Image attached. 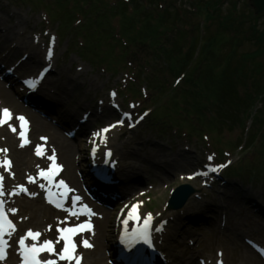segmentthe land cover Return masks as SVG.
I'll return each mask as SVG.
<instances>
[{"label": "rangeland", "instance_id": "374dc122", "mask_svg": "<svg viewBox=\"0 0 264 264\" xmlns=\"http://www.w3.org/2000/svg\"><path fill=\"white\" fill-rule=\"evenodd\" d=\"M78 1L83 3V6L87 5L84 7L85 13L81 11L76 13L79 9L75 8L79 4L75 5L72 0H68V4L67 1L65 4L60 0L59 3L57 0H0V58L2 56L6 58L0 59V63H7L3 65L4 68L0 64V82L12 91V95L20 104L26 106L22 101L28 90L25 88V81L35 79L39 70H43L46 66L52 67L43 83L45 87L50 86L52 82L57 84L59 79L57 72L62 67L69 69L70 76L76 73L79 79L74 83L73 89L64 83L67 75H63L55 87L57 92L65 91L66 88L71 91L70 98H67L65 106H62V111L57 112L59 113L56 115L57 122L50 119L56 113L54 110L47 109L45 112L40 108L36 110L38 108L28 106L26 110L41 119L47 120L49 117L53 124L62 127V134L66 138H69L68 133L72 132L70 130H75L77 127L76 135L69 138L75 144L81 135L80 131L88 128V123H92L89 131H94L99 126L107 127L110 132L106 144H111L116 155L124 156L123 159L120 156L118 159L113 156L112 162L117 164L120 161L125 165L123 178L120 177L119 171L117 178L120 183L115 180L113 187L118 192L132 187V190L127 191V195L121 200L124 204L115 206L112 220L116 222L123 211L138 203L143 214L151 212L156 217L163 216L164 220H169L167 223L171 228L165 226L167 235L163 241V245H166L168 250L163 247L172 260L171 264H192L190 259H185L186 254L193 256L192 261L196 264H201L205 259L206 264H218L220 260L223 264H241L238 262L240 260L237 253L239 249L242 250V246L249 247L264 263V258L255 252L253 246V244L260 245L264 248V49L258 51L263 47L260 48L258 44L245 40L234 48L231 44H226L229 37L216 28L217 23L212 22L213 19L208 18L206 13L190 17L191 10H196V6L201 7L203 11L205 3L215 4V0ZM199 1L205 3L201 5ZM249 1L226 0L222 9L235 10L238 16L244 14L249 18L250 12H254ZM97 3L98 12L93 7ZM66 13L67 16L70 15L68 17L74 16L77 19L68 18ZM261 15L262 17L256 22L260 25L258 30L264 33V13ZM64 16L67 19L64 20ZM94 19L97 21H90ZM137 22H151V25L158 28L157 34L168 29L165 38L160 39L168 50L166 54L171 60L154 59L155 55L152 52L147 50L144 52L141 48L145 47L137 43L132 48L141 53L139 54L141 61L148 62V66H139L141 68L139 71L133 70L134 63L131 64V59L127 57L129 53L126 54L131 46L124 48L115 43L113 37L116 35L138 37ZM165 22H168L167 26ZM205 22L208 23L206 26L208 25L210 31L205 32L207 29ZM123 26H126L127 30ZM84 28L88 34L90 33L89 36H85ZM246 29L247 34L249 29L248 27ZM53 37L54 43L51 42ZM204 37H209L210 40L206 42L210 47L207 55L203 54L205 59L201 66L205 72V83L209 85L203 93L182 95L184 91L179 87L184 86V81L174 84L181 65L178 63L176 65L172 60L170 48L176 40L183 45L174 53L175 57L179 58L184 53H188L193 42L195 43L192 48L194 49L192 63L181 68L190 73L189 65L195 66L199 62L198 54L203 51ZM146 38L153 41L151 37ZM23 40L25 45L21 42ZM145 45L148 50H152L146 43ZM152 45L157 47L155 43ZM39 48L45 60L41 61L31 77H19L16 66L25 63L26 59H30ZM49 50L52 53L51 58L48 57ZM14 52L15 55L10 58ZM248 53L254 55L253 60L248 62L253 69L244 64L239 66L241 58ZM53 56L56 61L51 62ZM149 57L151 58L146 59ZM8 59L10 62H7ZM14 63L16 66L12 67L11 64ZM171 65L173 67L170 69ZM213 71L216 73L215 76ZM8 72L16 79L11 80L12 76L6 79ZM191 73L196 76L197 72L192 70ZM225 74L228 78L224 82L229 85L232 97H225L220 81L217 83V80ZM7 82L9 84L12 82L14 90L16 85H19L24 93L17 95L8 87ZM158 86L162 87L159 89ZM172 88L179 89V92L174 93ZM137 90L141 93L136 95L132 92ZM193 95H197L196 98H193ZM176 99H180L185 106L177 107L178 113L175 114L176 110L173 107L174 111L167 108L173 105ZM233 102L236 107L231 105ZM163 105L165 107H162ZM110 107H113V111ZM147 108L151 110L148 115L145 113ZM142 109L144 111L141 113ZM180 109H183V112ZM255 109L258 112L253 111ZM120 110L121 112L135 110L134 119L140 117L143 119L139 123L135 122L136 128L113 127L111 124L115 123L114 120L121 119V113L118 114ZM231 113L233 116L230 118ZM170 119L173 121L172 124L169 123ZM124 121L128 125V121L126 119ZM9 123L17 127L16 145H19V121L15 119ZM95 132L91 133V142L95 138ZM252 134L255 136L254 140L251 139ZM0 146V149H3L1 143ZM30 148L35 149L36 146ZM77 149L80 150L79 165L77 163L75 165L79 169L87 170L89 154L86 140L78 139ZM224 149L230 153L224 154ZM215 151H220L219 159L214 154ZM47 156L43 166L48 162ZM0 157H3L2 153ZM209 157L212 159L210 160ZM9 158L13 162V159ZM227 160L233 167L229 186L218 187L211 183L210 187H206L204 182L208 183L221 176L222 171L217 177L216 168H221L219 165L226 163ZM206 166L211 167L213 171L211 175H207ZM245 167L255 169L257 172L259 170L262 175L259 177L262 179L256 178L258 181L255 182L249 181L245 173L239 176L238 174L242 173L240 169ZM183 169L189 170L184 173L191 174L181 177L179 172ZM78 171L75 170L74 174L76 175ZM191 171L194 173L192 174ZM196 172L200 175L196 176ZM227 174H230V169L227 170ZM90 175L92 176L91 170ZM30 176L34 174L31 173ZM139 181L141 185L137 183ZM21 184V181H15L12 188ZM183 184H190L201 190L197 194L198 197L193 198L200 209L192 208L187 212L184 206L181 209L168 208L172 199L171 193ZM220 188L224 190L223 193L220 192L221 194L215 191ZM139 190L141 192L136 193ZM132 192L136 194L131 197ZM143 193L144 195L140 196ZM257 197L263 204H254L250 199ZM86 199L97 210L105 212L106 208H103V205L95 204L89 198ZM109 209L111 208H107ZM92 234L94 231L86 235ZM162 234L164 235V232ZM23 235L20 233L18 236ZM111 239L113 240L111 243L114 244L115 233ZM249 243H253L252 246ZM216 244L213 249L212 245ZM227 245L231 249H238L236 257L228 260ZM110 250L112 249L109 248L108 253ZM106 252L107 250L104 255ZM220 253L222 256L219 255ZM51 256L55 255H47V258ZM104 258L105 264H109L106 255Z\"/></svg>", "mask_w": 264, "mask_h": 264}, {"label": "bare ground", "instance_id": "6f19581e", "mask_svg": "<svg viewBox=\"0 0 264 264\" xmlns=\"http://www.w3.org/2000/svg\"><path fill=\"white\" fill-rule=\"evenodd\" d=\"M21 42L25 45L24 40ZM14 55H15V52L11 54L10 58H12ZM0 59H6V58L2 56V58ZM35 59H38V60H35ZM43 60H45V56L44 55L42 56V51L39 48L38 51L34 52L31 55L30 59L28 60L26 59V62L21 64L19 67L16 66V63L11 64V66L12 67L16 66V72L19 77L31 76L34 74L35 70L37 69L41 61ZM54 61H56V59L53 56L51 62H54ZM7 62H10L9 59L7 60ZM0 64L1 66L7 65V63L5 62H2ZM68 71L69 69L62 67L57 72L58 77H59V79L57 80V84L52 82L50 86H46V87L43 86V84H41L39 86V89L36 95L35 94L31 95V93H28V96L30 97V102L36 99L34 100V104L38 108L44 110L45 112L47 111V109L54 110L56 112L54 114V117L53 116H51L52 118L50 117L52 121H56V115L59 114L57 112L62 111V108L65 106L64 103L66 102V99L70 98L71 91L69 92L67 88L65 91H62V92L60 91L57 92L55 90V87L59 84L60 80L62 79V76L67 75L64 83L65 84L67 83L71 89L74 88L73 87L74 83L79 79V77H76V73L73 74V76H70ZM7 78L9 79L8 75H6V79ZM14 79H16V77L13 75L11 77V80H14ZM11 83L10 84L8 83V85L10 88H13V85ZM12 90L17 95L24 92L19 85H16V90L14 89ZM2 108H8L11 110L13 114V119L11 120L12 122L15 120V117L18 115H23L27 117L28 120L30 121L28 133H27L28 139L31 141V143L34 146L44 145L47 149L45 156L43 157L37 156L35 154V149L30 148L31 143L28 144V146L24 148H21L20 145L19 146L16 145V133H13L10 130L8 124L0 126V143L2 144L3 148H7L9 150L7 155L8 157H11L13 159L11 172L15 174L14 176H12L8 172H6L3 167H0V171L2 172V175L5 177V186L7 190L13 191L12 185L15 181H21L23 182L22 184H26L28 182V176H30L31 173H34V171L38 170L37 165H39V167H42V165L44 164V161L46 160L47 154L52 153V149H55L56 156L60 158V161H62L63 163L62 165L65 166L64 174L69 180L68 182H70L71 186L74 189L77 188L75 187V185H77L78 183L77 174L75 175L74 171L79 170L81 177H82L81 179L82 183L91 186L94 190H97L96 184L93 183L91 177L89 176V173L86 175L85 173L86 169L85 168L79 169V167L75 165V163L79 165V151L80 150L77 149V140L79 139V141H84V140H86V142L88 141L87 139L90 137V135H88L90 133L89 129L92 123H88L87 125L88 130L87 129L84 130L83 128L80 131V134H81L80 136L82 137H79L76 140V144H75V142L71 141L69 138L64 137V135L62 134V127L60 125L58 126L57 124L56 125L53 124L49 120L48 116H46L48 117V119L45 120V119H41L37 117V115L35 114H30V112L26 110V107L20 104L17 101V99L12 95V91L8 90L5 87V85L0 82V109ZM110 110L113 111V107H110ZM76 129L77 127L75 128V130ZM41 137H47V141L46 142L42 141L40 139ZM118 156L120 155L119 154L116 155L115 153L116 159H118ZM123 157H124L123 155L120 156L121 159H123ZM94 162L96 163L98 167H101V168L108 167L111 173L110 176L114 180H116L118 183H120V180L117 178V176H118L119 171L121 172L120 177L123 178L124 176L123 168L125 165H123L122 162L119 161L118 163L119 165H116V166H111L110 163L104 162L103 159H102V162H100V160L94 158ZM185 171H189V170L183 169L182 172H179L181 173L180 174L181 177L189 176L188 174L190 173L189 172L184 173ZM121 183H123V180H121ZM137 183L141 185L140 181ZM131 190H132V187L125 188V191L123 190L121 192H118L117 190L111 191L110 192L111 195H118L116 198L117 200L116 201L114 200V202H111L112 200L110 199L105 200L104 201L105 203H112V208L110 210H107L105 213H96L95 218H94V221L96 224V229H95L96 232L94 231V234H92L91 236H87V235L82 236L81 235L82 233H80L73 237L75 243L77 244L76 252L78 255H82L83 257L81 264H105L104 257L105 255L108 257L109 253L105 255L104 253L106 250L108 251L109 248H113V245L111 243V241L113 240L111 238L113 237V234L115 233V231H118L119 233L120 228H121L120 224L112 220L113 214H114L113 210L117 204H120V205L124 204V202L121 201L122 198H118V197L127 195L126 192L131 191ZM74 192L77 193V191H74ZM140 192L141 191L139 190L136 193H140ZM136 193L132 192L130 196L132 197ZM142 195H144V193L140 194V196ZM15 196L17 195H12V197H15ZM193 198L194 197H192L187 202V204H185L184 206L187 212L191 211L192 208L200 209V206L197 204V202L194 201ZM5 201H6L7 209L15 208L18 211L15 213H12L9 211L12 218L15 219L14 223L16 225V231L11 235V237L8 236L9 243L11 244L10 255L4 261H0V264H14L16 257H17V251H16V247L14 243L15 238L20 233H23L25 235V233L29 229L33 231L41 232L42 233V235L40 236L41 239L52 240L55 244V248L57 252H59L62 249L63 247L62 240L60 241V243H55V241L57 240L59 236V233L57 232V228L73 226V222H74L73 217L66 220V218L70 216L62 214V212H60L59 210L51 208L49 205L43 202L42 198H40L37 195H35L33 198H30L28 200L25 198H22V199L14 198L13 199L11 198V195H7ZM193 204H194V207H193ZM160 219H163V217H161ZM160 219H155L153 221L156 228L160 227L159 232L153 233L154 241H156L155 243L158 245L159 250H160V255L156 258V260H154L156 264H160L161 262L162 264H164L165 258L168 257L167 251L164 249V247L166 249L167 247L166 245H163L162 242L164 241V237L166 238V235H167L165 233L164 228L165 226L169 227L167 223L169 222V220L166 221L164 219L163 220H160ZM161 223H164L162 229H161V225H162ZM49 226H51V230H49ZM112 226H114L113 229H112ZM162 232H164V235L161 234ZM185 233L189 234L188 231H185ZM85 234H89V232H86ZM183 238H186V236H183ZM82 239H87L94 246L91 248L83 247L81 244ZM27 242L28 244L34 243V241H32L30 238L27 240ZM212 246H214L213 249H215L217 244L212 245ZM226 247L228 249L227 260L229 258L231 259V258L236 257V253H237L236 251H238V249L237 248L231 249L229 245H227ZM190 250L193 251L194 249L190 248ZM237 255L240 260L238 262H241V264H264L261 261V259H259L256 256V254L247 246H242V250L240 251L239 249ZM184 257L185 259H190L192 264H196L194 261H192L193 256L192 257L190 255L187 256L186 254ZM48 259H52V257ZM58 264H68V261H60ZM72 264H75V262L73 261ZM169 264H171V261H169Z\"/></svg>", "mask_w": 264, "mask_h": 264}, {"label": "snow or ice", "instance_id": "6c2138e0", "mask_svg": "<svg viewBox=\"0 0 264 264\" xmlns=\"http://www.w3.org/2000/svg\"><path fill=\"white\" fill-rule=\"evenodd\" d=\"M55 38L53 37L51 42L54 43ZM51 50H49L48 57L51 58ZM38 79H29L25 81L31 88L35 89ZM179 82V81H177ZM112 95H115V93H112ZM13 119V114L10 109L8 108H2L0 109V126H3L5 124H8L10 130L13 133H17V127L10 124L9 121ZM16 120L19 121V132L18 136L20 138V147L23 148L26 145L30 144L31 141L28 139V128H29V121L26 117L23 115H19L15 117ZM122 122V121H121ZM115 125H113L114 127ZM108 129H104L103 132H107ZM96 135H100V133H96ZM42 141H47V137H41ZM7 148L0 149V153H3V157L0 158V167H3L6 172H8L10 175L14 176L15 174L11 172L12 168V161L8 157ZM46 147L44 145H37L35 148V154L37 156H45L46 155ZM95 151V150H94ZM108 155L110 156L111 153L109 152ZM47 159L51 162L48 168L41 169L39 165H37L38 173L36 177L28 176L29 183H36L37 177L43 178L44 180L48 181L49 184H51L54 180V177L59 175V172L62 171L63 166L56 163V153L55 149H52V154L50 156H47ZM211 160L212 157H209ZM214 170V169H213ZM206 175V173H204ZM4 176L0 174V261H4L7 258V248L9 247L8 240H6L4 237L5 235L11 237V235L16 231V225L12 222V220L8 217V212L15 213L18 210L15 208H11L6 210L5 209V203L6 201L3 199L5 196L4 191ZM58 187L65 189L67 192L73 191V189H70L66 182L64 180H60L58 182ZM41 188H45L46 185L41 184ZM20 192H28V189L24 185H18L16 186L11 193H8V195H18ZM31 195H35V193H31ZM54 193H52L51 188H48V195L46 199H48L49 203H53L56 207L63 209L64 205L60 203L58 200H53L52 196ZM82 198L80 196H76L74 198L75 202H79ZM139 203L136 205H133L129 215L128 219L133 220H140V216L138 214L139 209ZM82 209H87V211H82L79 208L75 207V204L73 207H70L68 209H64L69 213L70 216L79 217L80 215H95L91 211V209H88L86 205L82 206ZM153 217L152 214L149 213L144 219L143 224L138 229L134 230L132 233L131 238L128 240L129 244L136 243L138 241H143L145 243H150V237H149V226L151 224ZM128 220L126 219L124 221L125 226H127ZM163 225H161L162 229ZM93 225L91 224L90 220L85 223L76 224L75 226L71 227H63V228H57V232L59 233V236L55 243H60V241H63V247L62 249L57 252L55 248V244L52 240H44L42 243H37L39 241L40 236L42 235L39 231H33L29 229L25 235L21 236L18 244L20 249V255L22 258L21 264H58V261H68V264H72L74 261L75 264H81V261L83 259L82 255H78L76 252L77 244L75 243L73 237L77 234L83 233L85 231H92ZM49 230H51V226H49ZM125 232L127 233V227H125ZM31 239L34 241L31 245L26 244V241L28 239ZM81 244L83 247L91 248L94 245H92L87 239H82ZM42 252H47L49 255H55L56 259H48L41 261L39 259V255ZM219 255L222 256V253ZM218 264H223L222 260L218 261Z\"/></svg>", "mask_w": 264, "mask_h": 264}, {"label": "trees", "instance_id": "16d2710c", "mask_svg": "<svg viewBox=\"0 0 264 264\" xmlns=\"http://www.w3.org/2000/svg\"><path fill=\"white\" fill-rule=\"evenodd\" d=\"M60 2L61 3L65 2V4H66V0L65 1L64 0H60ZM57 3H59V0H57ZM199 3L201 5H203L205 2H200L199 1ZM224 3H225V1H223V0H215V4L214 3H209L208 4V2H207V3H205V7H204V10L203 11H202V8L201 7H198L199 10L197 12V15H202V13L203 14L206 13L208 15L207 16L208 18L213 19L212 22L215 21V23H217L216 24V28L219 29V30H221V31H223L224 33H226L225 35L229 37L228 38V41L226 42V44H231L232 47L236 48L242 42H244L245 40H249V41H252V42L258 44V46L260 48L263 47V48H261V49L258 50L259 52H261L262 49H264V43H263L264 33H261L262 30L261 31L258 30L259 25L256 22L257 19H259L260 17L254 16L252 13H251V15H249V18H246L244 14H243V16H239L238 17L237 14L235 13V10H232V11L231 10L230 11H223L222 5ZM78 4H81L82 5L83 3H79L78 2ZM81 5H79L80 8L81 7H83V8L86 7V6H83V5L81 6ZM210 6L212 7L211 10L209 8ZM93 7L98 12V10H99L98 4H94ZM85 10L83 9V13H85ZM81 12H82V9H81ZM66 16H67V13H66ZM68 16H70V15H68ZM72 17H68V18H71L72 19ZM99 19H100V17L98 18V23H99ZM94 20H96V19H94ZM94 20H90V21H94ZM140 23H141V25L138 26V30H137L138 37H135V36H127V42H129L128 44L130 46H133V45H135L137 43H138V45H142V47H145V48H141V49H144V52L146 50L149 51V52H152L155 55L154 56V59H157V58H165V59L171 60L169 58L170 56L168 57L167 54H166L168 52V50L165 48L163 42H161V39H160V38H163V37L165 38L166 31L168 29H166L164 31L162 30L160 33L157 34V29L158 28L157 27H154L153 25H151L150 24L151 22H147V23L140 22ZM167 24H168V22H165V25L166 26H167ZM206 24H205V26H206ZM126 25H127V23H126ZM123 27L126 28V26H123ZM207 27H208V25L206 26V28ZM228 27H230V29H233L234 34H235L234 36L231 37V36L228 35V33H229L228 30H227ZM246 27H248V29H249L248 32H247V34H246V30H247ZM126 30H127V28H126ZM84 31L86 33V36H89L90 35V33L89 34L87 33V31H86L85 28H84ZM206 31H210V28L205 29V32ZM253 32H254V34H253ZM146 37H151V39H153V41H150ZM204 38H205V40L202 39V41H204L203 51L198 54L199 62L195 66L194 65L193 66L189 65L190 68H191L190 73L188 72V70H187V72H185L186 70L185 69H181V68H184L189 63H192V59H193L192 57H193V54H194V52H193L194 49H192V48L194 47L195 43L193 42V45H192V48H191L192 50L190 49L188 53H184L179 58L178 57H175V54L174 53L175 52H178L179 51L178 48L180 46H183V45L176 40L173 43V47L170 48L171 49L170 52H172V54H171L172 55V57H171L172 60L176 63V65H178V64L181 65V66H179V71L177 72V74L184 73L185 74V77H186V78L183 79L184 86L182 85V87H179V88L182 89V91H184L182 93V95H184V94L191 95L192 93H203L206 90V86L209 85V84H206L205 83V81H206V78L204 77L205 72L203 71L202 66H201L202 61L205 59V55H207L206 53L208 52L209 47H210L207 44V42H206V41H209L210 40L209 37H204ZM166 42H167V40H166ZM145 43L152 50H150V49L148 50V48H146ZM154 43L157 45V47H155V46L152 45ZM121 46L124 47V48H126V45L123 44V43H121ZM125 51H126V49H125ZM127 52L130 54V56L132 58H134V61H136L139 64L140 67L141 66H146L148 64V62H146L145 60L141 61L139 55H137V49L133 50V48L131 49V47H130L129 51L128 50L126 51V54H127ZM144 52H143V54H144ZM204 53H205V55H203ZM145 57H146V55H145ZM150 58L151 57L146 58V59H150ZM253 58H254V55L253 54H249V53L246 54L245 56H243L241 58L240 65L239 66L241 67V65L244 64L245 66H248L250 69H253L248 64V62H251L253 60ZM144 62H145V64H143ZM216 66L218 67V64ZM172 67H173V65L170 66V69ZM192 70L195 71V72H197L196 73V76L191 73ZM214 74H216V73L213 71V75ZM227 78H228V75L225 74L221 79L219 78L217 80V83L220 81L221 87H222V92H223V95L225 97H232L229 85L224 82V81H226ZM211 80H213V79H211ZM227 82H229V81H227ZM160 87H162V86H158L159 89H160ZM172 90H173L174 93L175 92L176 93L179 92V89L172 88ZM224 92H225V94H224ZM196 96L197 95H193V98H196ZM181 105L183 107L185 106V104H183L182 102H180V99L179 100L176 99L174 101L173 105H170L168 107H169L170 110L172 109V111H174L173 110V108H174L176 110V112L174 111V113L176 114V113H178L177 107L183 108ZM231 105L233 107H236L235 102H233ZM180 111L183 112V109H180ZM232 116H233L232 113L229 114V117L230 118ZM255 116H256V114H255ZM254 137L255 136L252 134L251 139L254 140Z\"/></svg>", "mask_w": 264, "mask_h": 264}, {"label": "water", "instance_id": "95a60500", "mask_svg": "<svg viewBox=\"0 0 264 264\" xmlns=\"http://www.w3.org/2000/svg\"><path fill=\"white\" fill-rule=\"evenodd\" d=\"M249 4L254 9L257 15L262 14L264 12V0H250ZM196 190L192 188L190 185H182L176 188L173 194V198L170 203V207L176 208L181 207L190 196L195 193Z\"/></svg>", "mask_w": 264, "mask_h": 264}]
</instances>
